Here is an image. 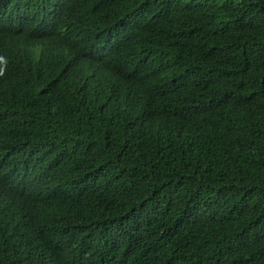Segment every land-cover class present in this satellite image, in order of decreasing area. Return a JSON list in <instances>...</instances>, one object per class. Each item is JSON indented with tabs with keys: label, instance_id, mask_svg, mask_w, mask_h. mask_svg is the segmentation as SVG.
I'll return each mask as SVG.
<instances>
[{
	"label": "trees",
	"instance_id": "16d2710c",
	"mask_svg": "<svg viewBox=\"0 0 264 264\" xmlns=\"http://www.w3.org/2000/svg\"><path fill=\"white\" fill-rule=\"evenodd\" d=\"M0 264H264V0H0Z\"/></svg>",
	"mask_w": 264,
	"mask_h": 264
},
{
	"label": "clouds",
	"instance_id": "9594fccd",
	"mask_svg": "<svg viewBox=\"0 0 264 264\" xmlns=\"http://www.w3.org/2000/svg\"><path fill=\"white\" fill-rule=\"evenodd\" d=\"M5 58L4 57H0V63H5Z\"/></svg>",
	"mask_w": 264,
	"mask_h": 264
}]
</instances>
